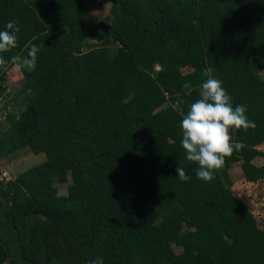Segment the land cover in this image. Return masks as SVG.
Segmentation results:
<instances>
[{"label": "trees", "instance_id": "16d2710c", "mask_svg": "<svg viewBox=\"0 0 264 264\" xmlns=\"http://www.w3.org/2000/svg\"><path fill=\"white\" fill-rule=\"evenodd\" d=\"M110 1L91 27L86 0H0V31L20 28L0 53V99L11 58L41 46L35 70L19 66L23 107L0 129V159L20 145L53 150L0 182V264H264V228L229 175L243 159L245 180L264 179L252 162L264 157V0ZM205 68L255 122L231 130L241 147L215 171L221 184L197 177L173 109L200 98ZM68 172L74 196L60 197L54 181Z\"/></svg>", "mask_w": 264, "mask_h": 264}, {"label": "clouds", "instance_id": "9594fccd", "mask_svg": "<svg viewBox=\"0 0 264 264\" xmlns=\"http://www.w3.org/2000/svg\"><path fill=\"white\" fill-rule=\"evenodd\" d=\"M18 25V20H12L7 23L6 30L0 31V53L17 47V33L20 32ZM40 50L41 46L32 45L27 57L13 56L11 63L33 71ZM8 63L0 55V68L6 67ZM204 75L207 79L201 84L200 98L189 105L186 113L179 100L173 104V109L182 113L181 143L187 160L199 165L196 172L198 178L211 182L215 178V171L224 166L225 158L241 147L238 142L233 141L231 130H248L255 127V122L248 119L245 105L233 106L231 95L223 87V82L212 76L211 68H205ZM184 87L187 89L190 85L185 84ZM176 171L181 180L190 179L183 167L179 166ZM88 264H104V261L102 257H98Z\"/></svg>", "mask_w": 264, "mask_h": 264}, {"label": "rangeland", "instance_id": "374dc122", "mask_svg": "<svg viewBox=\"0 0 264 264\" xmlns=\"http://www.w3.org/2000/svg\"><path fill=\"white\" fill-rule=\"evenodd\" d=\"M98 1L99 0H86V3L90 5L96 3L97 9H92V14H101L104 18L109 15L110 5H108V3L110 4V1L101 0L99 3ZM106 1H108V3ZM91 19L94 20L93 17H91ZM96 44L97 41L90 37L87 39L84 49L86 50L90 47H94ZM191 69L192 68L190 66H187L184 67L182 71L188 72ZM25 74V71L21 70V68L15 64L10 65L5 71V81L7 83L8 90L6 95L0 99V129H4L8 126L7 115L9 112L18 113L23 107L21 95L18 94V90L22 86ZM259 74L264 78V68L259 71ZM146 89L149 93H151L152 89L150 86H147ZM170 143L171 141L166 143L167 148H170ZM257 148L264 152V142L258 145ZM52 154V149H48L46 153H33L27 145H20L0 159V169L1 172H6L5 177L13 179L21 172L42 162ZM252 162L259 165L264 162V157L256 156ZM243 164L244 161L241 159L240 161L234 162L232 167L229 169V175L232 181L231 188L235 194L247 204L249 211L252 212L256 218L258 225L261 228H264V179L256 182H249L245 180L242 173ZM214 177L215 178L213 180L216 184L222 183V180L217 172L214 173ZM54 185L56 186L57 194L60 197L74 196L71 172H68L65 181L55 180ZM173 223L180 230L186 229L182 222L177 218L173 220ZM175 251H181V247L175 246ZM3 264L10 263L6 261Z\"/></svg>", "mask_w": 264, "mask_h": 264}, {"label": "crops", "instance_id": "0c3cea01", "mask_svg": "<svg viewBox=\"0 0 264 264\" xmlns=\"http://www.w3.org/2000/svg\"><path fill=\"white\" fill-rule=\"evenodd\" d=\"M99 1H101V0H99ZM99 1H98V3H99ZM106 2L108 3V1H106ZM108 5H110V7H111V1H110V4L108 3ZM87 6H88V9L89 10H88V12L86 14V20L88 21V23H89L90 26H95L96 24H98L104 18L102 17L101 14H96V15L92 14L91 10L94 9V8H96V3H93L92 5H90V4L87 3ZM91 17H93L94 20H92ZM62 29H65V26H62Z\"/></svg>", "mask_w": 264, "mask_h": 264}, {"label": "built area", "instance_id": "2783aa9c", "mask_svg": "<svg viewBox=\"0 0 264 264\" xmlns=\"http://www.w3.org/2000/svg\"><path fill=\"white\" fill-rule=\"evenodd\" d=\"M5 176H6V172L0 173V182L8 180V177Z\"/></svg>", "mask_w": 264, "mask_h": 264}]
</instances>
